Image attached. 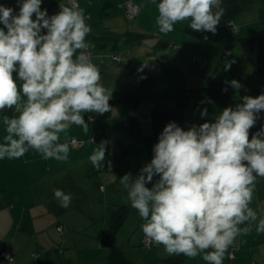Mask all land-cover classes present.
Returning <instances> with one entry per match:
<instances>
[{
  "label": "clouds",
  "instance_id": "clouds-1",
  "mask_svg": "<svg viewBox=\"0 0 264 264\" xmlns=\"http://www.w3.org/2000/svg\"><path fill=\"white\" fill-rule=\"evenodd\" d=\"M42 3L17 0L18 12L0 4V114L13 112L0 119L5 132L0 160L20 159L34 150L44 159L67 162L70 143L62 135L73 125L87 133L86 113L111 110V96L88 53L91 27L84 9L78 0H59L60 10L49 15ZM152 3L163 36L185 20L195 31L215 34L224 14L223 0ZM230 67L226 63L225 69ZM230 86L242 87L235 79ZM261 113L264 93L243 96L242 103L223 109L214 121L188 128L172 121L163 128L151 161L137 176L121 178L126 203L144 221L141 230L148 242L163 246L169 256L202 254L207 264H223L238 237L253 229L264 233V214L250 206L258 179L264 178V125L249 139ZM200 114L206 117L207 109ZM105 160L102 142L89 161L100 170ZM54 198L61 208L72 202L61 189L54 190Z\"/></svg>",
  "mask_w": 264,
  "mask_h": 264
},
{
  "label": "crops",
  "instance_id": "crops-1",
  "mask_svg": "<svg viewBox=\"0 0 264 264\" xmlns=\"http://www.w3.org/2000/svg\"><path fill=\"white\" fill-rule=\"evenodd\" d=\"M129 2L139 8L132 19L126 17ZM78 3L91 27L87 37L91 44L88 53L100 69L106 94L111 96V110L102 115L86 113L87 133L73 125L62 135V141L70 143L67 162L44 159L34 150L20 159L0 160V254L8 250L12 257L8 260L0 255V264H107L110 249L102 242V231L114 204L130 205L126 203L127 192L121 178L128 173L137 176L151 161L144 149V139L153 129L152 110H174L176 94L181 89L210 85L214 90V82H224L215 78L220 67L225 69L226 65L225 61L219 65V60L226 56L232 58L228 47L213 52L207 45L219 42L220 46L224 39H233L235 33L238 37L264 34V0H241L242 11L229 23L218 27L215 34L202 39L187 33V20L177 22L175 31L167 36L161 35L156 26L158 12L152 0H78ZM0 4L19 11L17 0H0ZM41 8L52 15L60 10L59 0H43ZM115 55L119 56L118 60L114 59ZM234 61L227 69L233 77L227 81L238 80L251 88L252 96H259L255 91L264 87V80L253 63L250 66L244 56L240 62ZM209 65L213 69L206 72ZM200 71L204 72L206 80L191 79V75L199 76ZM13 75L15 77L16 73ZM126 95L136 97L139 103L117 100ZM223 102L222 107L217 98L193 99L180 122L181 127L186 125V117H191L190 126L215 118V114L226 107V101ZM196 105L198 110L192 115L189 109ZM205 108L208 115L202 118L200 113ZM2 115L11 116L13 112L5 110L0 119ZM4 135L0 123V140ZM251 137L249 135V139ZM73 140L77 141L74 145ZM102 142L106 144L105 166L97 170L89 156ZM156 179L154 177L147 186L152 187ZM55 189L71 194L68 208L58 206ZM95 189L100 193L98 201L103 208L93 207L97 214L80 207L94 198ZM250 206L264 214V178L258 179ZM130 216L115 240L125 255L134 264H174L165 260L170 256L163 246L154 245L144 257H136L135 246H141L144 237L141 230L144 221L140 216L138 222ZM131 226L133 229L128 231ZM136 231L134 240L137 242L131 243ZM124 232L127 240L122 241L119 237ZM178 256L183 257L180 264H207L202 254L195 258ZM223 264H264V233L253 229L246 236L238 237Z\"/></svg>",
  "mask_w": 264,
  "mask_h": 264
},
{
  "label": "trees",
  "instance_id": "trees-1",
  "mask_svg": "<svg viewBox=\"0 0 264 264\" xmlns=\"http://www.w3.org/2000/svg\"><path fill=\"white\" fill-rule=\"evenodd\" d=\"M223 16L221 23L217 25V28L221 25L229 23L236 15H238L242 11V3L241 0H223L222 4ZM189 23V22H188ZM187 33L196 38H205L211 32H198L191 29L188 25L186 28ZM236 41L243 50L244 54L250 59L258 73L264 80V34H251L244 36H237ZM216 85V89L211 90V86H201L194 87L190 90L181 89L176 94V102L177 106L174 110H162V109H153L152 110V131L145 136L144 139V149L147 150L149 156L153 157V146L158 142L159 134L162 132L163 128L172 121L177 122L180 125V122L184 119L185 114L187 113V109L195 98H222L226 97V107H235L237 104L242 103V97L245 95L252 96L251 88L244 84L241 89L237 90L230 86L227 82H214ZM226 84V85H225ZM228 86V90L223 92V88ZM244 86L248 87L251 92H246L244 90ZM244 91V94L240 92ZM260 94L264 93V87L258 90ZM259 94V95H260ZM254 97V96H253ZM118 101H129L130 103H139V99L132 95L122 96L117 99ZM224 108V109H225ZM223 110V109H222ZM222 110H219L215 115H218ZM214 117L208 118L202 123L206 121H212ZM201 123V124H202ZM264 125V113H261L260 119L257 123L250 129L249 135L252 136L257 130ZM181 126V125H180ZM135 212V209L131 207V205H119L114 204L112 209V215L109 219L106 220L104 225L101 239L102 242L109 247L108 261L107 264H134V262L129 259L121 246L116 245L115 240L118 231L124 224V222L128 219L130 215ZM61 230V227H58ZM143 239L141 240V245L144 248H152L154 244L149 247H146L143 244ZM167 262L180 264L183 260L181 256H170L165 258Z\"/></svg>",
  "mask_w": 264,
  "mask_h": 264
},
{
  "label": "rangeland",
  "instance_id": "rangeland-1",
  "mask_svg": "<svg viewBox=\"0 0 264 264\" xmlns=\"http://www.w3.org/2000/svg\"><path fill=\"white\" fill-rule=\"evenodd\" d=\"M233 36V39H230V38H228V41L226 40V39H224L222 42H221V44H220V46H218V44H219V42H215V43H211V46L210 45H207V47L209 48V50H211V51H215V50H217V48L218 49H220V47L221 48H224V47H228V50H229V54L232 56V58L230 59V58H228V56H226L227 58H224V59H221V60H219V65H221L222 66V61H225V63H232V61H234V60H238L239 62H240V60H241V58L244 56V58H245V60L248 62V64H250V66H251V61L248 59V57H246L245 56V54H244V52H243V50L241 49V47L239 46V44L236 42V37L238 36V34H234V35H232ZM218 46V47H217ZM221 50V49H220ZM227 50V51H228ZM210 53H208V55H209ZM237 62V61H236ZM236 62L234 61V64H236ZM225 66V65H224ZM209 69H213V67L211 66V65H209L208 67H207V69H206V72L209 70ZM204 74V72L203 71H200V75L199 76H197V75H191L190 77H191V79H194V78H196V79H199V80H206V77L203 75ZM231 76L233 77V75L231 74V73H229V71L228 70H225L223 67H220V71H219V73H218V75H217V78H215L216 80H218V79H222V81H224V82H227V84L229 83L230 84V80L229 81H227V79H230L231 78ZM224 79V80H223ZM226 85V84H225ZM242 85V84H241ZM244 91H241L240 93L241 94H244L243 93ZM256 92V95H257V93H259V91L257 92V91H255ZM254 92V93H255ZM225 98L226 97H222V98H217V102H222V107L224 106V102L223 101H225ZM197 103L196 104H199L198 102L199 101H196ZM197 106L198 105H196V107L194 106V107H192L191 109H189L190 110V113L192 114V115H194V113H195V111L196 110H198V108H197ZM210 107V105H208L207 106V108H209ZM190 120H191V117H186V119H185V123H186V125L184 126V128H188V127H190ZM94 191V193H95V196H94V198L92 199V200H90V202H86L84 205H80V207L81 208H83V209H85L86 211H89V212H93V213H98L97 211H95V208H100V209H103L102 208V204L98 201V199H99V197H100V193H98V191L95 189V190H93ZM76 205H75V209H76ZM93 207H95L94 209H92ZM81 210V209H80ZM77 211H79V210H77ZM135 216L132 214L131 216H130V218L132 219V220H134V221H137L139 218V214H138V212H137V210H136V212H135ZM140 220H142V219H140ZM138 222V221H137ZM96 225V224H95ZM129 226V225H128ZM133 229V226H131V228L130 227H128V231H131ZM137 233V231L136 232H134L133 233V235L134 234H136ZM121 236V235H120ZM136 236H137V234L134 236V238H133V240L131 241V243L132 242H134V243H136L137 241L136 240H134L135 238H136ZM119 239H121L122 241H125V240H127V238H126V236H125V232H124V234L121 236V237H119ZM151 249H153V248H144L142 245L140 246H135V253H136V257H138V256H142V257H144L145 256V254L147 253V251H150ZM138 261V260H137ZM140 261V260H139ZM145 261V260H144Z\"/></svg>",
  "mask_w": 264,
  "mask_h": 264
},
{
  "label": "built area",
  "instance_id": "built-area-1",
  "mask_svg": "<svg viewBox=\"0 0 264 264\" xmlns=\"http://www.w3.org/2000/svg\"><path fill=\"white\" fill-rule=\"evenodd\" d=\"M126 5H127V8H126V17L129 18V19H132V18L136 17L137 14H138V12H139V8H138V6H137L136 4H134V3H132V2H129V3H127ZM114 59H115V60H118V59H119V56H118V55H115V56H114ZM228 88H229L228 86H225V87L223 88V92H226V91L228 90ZM243 88H244V90H245L246 92H251V90H250L248 87L244 86ZM90 120H93V118H90ZM73 141H74V143L77 142L76 140H73ZM143 244H144L146 247H149V246L152 245L150 242H148V241L145 239V237H144V239H143ZM0 255H1L3 258H5V259H8V260H11V259H12V257H11V253H10L8 250H4V251H2Z\"/></svg>",
  "mask_w": 264,
  "mask_h": 264
}]
</instances>
